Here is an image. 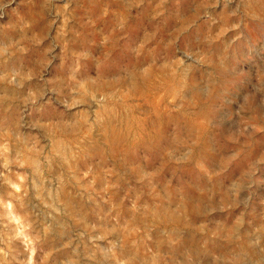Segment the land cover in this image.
Instances as JSON below:
<instances>
[{"label":"clouds","instance_id":"obj_1","mask_svg":"<svg viewBox=\"0 0 264 264\" xmlns=\"http://www.w3.org/2000/svg\"><path fill=\"white\" fill-rule=\"evenodd\" d=\"M0 264H264V0H0Z\"/></svg>","mask_w":264,"mask_h":264}]
</instances>
